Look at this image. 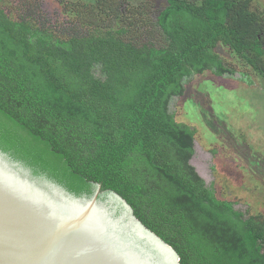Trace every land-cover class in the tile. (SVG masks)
Instances as JSON below:
<instances>
[{
	"label": "trees",
	"instance_id": "obj_1",
	"mask_svg": "<svg viewBox=\"0 0 264 264\" xmlns=\"http://www.w3.org/2000/svg\"><path fill=\"white\" fill-rule=\"evenodd\" d=\"M111 1L55 0L72 21L59 30L0 9V151L71 193L115 191L181 264H264L261 215L204 185L188 161L194 130L167 109L184 75L228 70L218 50L264 77V0H166L150 20L158 44L132 33L143 15L120 24Z\"/></svg>",
	"mask_w": 264,
	"mask_h": 264
},
{
	"label": "rangeland",
	"instance_id": "obj_2",
	"mask_svg": "<svg viewBox=\"0 0 264 264\" xmlns=\"http://www.w3.org/2000/svg\"><path fill=\"white\" fill-rule=\"evenodd\" d=\"M259 2L251 0L250 4L260 8ZM54 3L55 0H0V9L12 20L31 14L58 30L62 24L71 26L69 12L52 7ZM65 3L70 0H64L62 6ZM111 3L120 24L121 16L130 11L143 15L144 24L130 27L140 42L159 43L160 29L152 26L150 20L166 6V0H112ZM111 18L98 22L102 26L116 24ZM218 52L228 70L219 76L211 70L184 75L181 82L185 92L179 97L171 96L167 109L194 130L188 161L204 185L218 199L231 203L243 218L260 214L264 221V78L234 51ZM199 84H203L204 90H197ZM226 128L230 135L223 139L217 130L227 135ZM206 135L212 140L208 145Z\"/></svg>",
	"mask_w": 264,
	"mask_h": 264
},
{
	"label": "water",
	"instance_id": "obj_3",
	"mask_svg": "<svg viewBox=\"0 0 264 264\" xmlns=\"http://www.w3.org/2000/svg\"><path fill=\"white\" fill-rule=\"evenodd\" d=\"M0 264H181L115 191L74 194L0 151Z\"/></svg>",
	"mask_w": 264,
	"mask_h": 264
},
{
	"label": "flooded vegetation",
	"instance_id": "obj_4",
	"mask_svg": "<svg viewBox=\"0 0 264 264\" xmlns=\"http://www.w3.org/2000/svg\"><path fill=\"white\" fill-rule=\"evenodd\" d=\"M252 71H253V69H251ZM255 72V71H254ZM257 73V72H256ZM261 77H263V76H261ZM264 78V77H263ZM259 90L262 92V88L260 87L259 88ZM217 131H219L220 133L222 132L221 130H217Z\"/></svg>",
	"mask_w": 264,
	"mask_h": 264
}]
</instances>
